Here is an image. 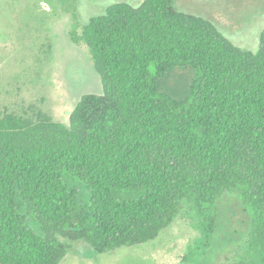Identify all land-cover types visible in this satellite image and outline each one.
Returning a JSON list of instances; mask_svg holds the SVG:
<instances>
[{"label":"trees","instance_id":"trees-1","mask_svg":"<svg viewBox=\"0 0 264 264\" xmlns=\"http://www.w3.org/2000/svg\"><path fill=\"white\" fill-rule=\"evenodd\" d=\"M81 38L103 91L67 125L0 120V264H58L61 238L141 246L181 215L207 249L228 195L249 224L238 264H264V29L252 52L174 0L117 1Z\"/></svg>","mask_w":264,"mask_h":264},{"label":"rangeland","instance_id":"rangeland-1","mask_svg":"<svg viewBox=\"0 0 264 264\" xmlns=\"http://www.w3.org/2000/svg\"><path fill=\"white\" fill-rule=\"evenodd\" d=\"M144 0H0V120L68 124L83 94L103 91L90 50L81 38L89 20L114 2ZM178 10L213 22L234 45L256 52L264 29V0H174ZM80 199L89 192L81 188ZM220 205L210 248L190 249L199 236L188 216L141 246L98 253L83 240L61 238L58 264H238L248 218L233 195ZM239 245V246H238Z\"/></svg>","mask_w":264,"mask_h":264}]
</instances>
